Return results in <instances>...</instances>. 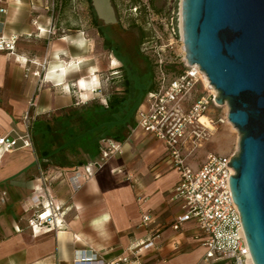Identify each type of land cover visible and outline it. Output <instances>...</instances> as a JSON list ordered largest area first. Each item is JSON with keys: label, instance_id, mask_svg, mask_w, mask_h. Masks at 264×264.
<instances>
[{"label": "crops", "instance_id": "1", "mask_svg": "<svg viewBox=\"0 0 264 264\" xmlns=\"http://www.w3.org/2000/svg\"><path fill=\"white\" fill-rule=\"evenodd\" d=\"M66 3L0 0V36H17L13 50L0 51V136L21 131L27 111L33 122L92 103L77 105L76 95L89 94L98 76L93 67L86 68L81 30L69 31L61 9ZM54 8H59L55 19ZM112 93L100 103L106 105ZM134 125L133 116L125 127L112 129L122 153L80 179L75 190L68 177L99 153L48 155L41 144L0 151V191L6 192L0 204V264H74L80 251L111 261L147 240L156 248L139 257L141 264H202L204 247L196 223L171 227L182 212L181 201L172 197L180 172L167 158L164 143ZM189 158L190 166L197 168ZM33 195L62 206V224L56 229L32 230L28 219L33 212L24 213L20 200ZM142 212L152 215L146 226L141 225Z\"/></svg>", "mask_w": 264, "mask_h": 264}, {"label": "built area", "instance_id": "2", "mask_svg": "<svg viewBox=\"0 0 264 264\" xmlns=\"http://www.w3.org/2000/svg\"><path fill=\"white\" fill-rule=\"evenodd\" d=\"M2 11L3 9L0 8ZM17 36L9 40L0 36V51L13 50ZM195 74L185 71L172 79L164 89L149 91L134 114L135 128L150 133L164 143L167 158L180 172V180L173 189V199L181 201V214L171 223L178 230L183 222L194 221L198 228L197 237L204 247L202 264H254L242 228L240 213L229 186V177L234 169L229 166L232 155L208 153L203 162L192 168L187 160L193 155L202 139L207 137L211 126L200 121L207 112L210 96L195 100L183 111L182 99L188 92ZM228 121L219 118L217 122ZM23 130L12 129L0 136V151L30 147L31 118L29 112L22 117ZM122 153L120 143L105 138L99 148V156L88 160L83 170H75L68 177L72 189L81 186L80 179L91 176L113 155ZM138 200H144L138 197ZM6 192L0 191V204L5 203ZM24 213L33 212L28 224L34 232L56 229L62 224V211L50 198L39 195L25 196L20 200ZM152 221L149 212L141 213V225ZM156 248L151 240L137 242L127 248V253L111 261H104L95 252L80 251L74 264H141V257Z\"/></svg>", "mask_w": 264, "mask_h": 264}, {"label": "water", "instance_id": "3", "mask_svg": "<svg viewBox=\"0 0 264 264\" xmlns=\"http://www.w3.org/2000/svg\"><path fill=\"white\" fill-rule=\"evenodd\" d=\"M105 24L116 20L110 0ZM185 57L228 106L240 138L229 186L254 264H264V0H181Z\"/></svg>", "mask_w": 264, "mask_h": 264}, {"label": "rangeland", "instance_id": "4", "mask_svg": "<svg viewBox=\"0 0 264 264\" xmlns=\"http://www.w3.org/2000/svg\"><path fill=\"white\" fill-rule=\"evenodd\" d=\"M110 3L116 20L107 24L101 20V25L105 35L112 41L114 52L104 47L103 38L92 23L89 0H67L66 5L61 8L64 19L68 21L69 31L80 29L81 35L86 38V68L93 67L98 76V83L90 89L89 94L76 95L77 105L100 103L105 94L122 92L125 72L127 73L130 68L141 82L146 83L152 76L156 90L164 89L179 74L192 71L195 75L182 99L183 111L187 112L190 105L200 97L210 96L212 100L203 115L214 123L207 137L202 139L190 158L199 166L210 152L235 154L240 138L237 129L229 121L217 122L219 118H227L228 106L215 102L216 90L209 84L205 74L198 66L197 69L194 64L187 63L182 39L181 0H110ZM58 11L59 8L53 9L54 19ZM147 93L136 109L144 101ZM102 120H106L105 116L97 117L92 122ZM70 124L78 132L91 126L84 123L82 118L71 120ZM105 138L107 137L99 140V148Z\"/></svg>", "mask_w": 264, "mask_h": 264}, {"label": "trees", "instance_id": "5", "mask_svg": "<svg viewBox=\"0 0 264 264\" xmlns=\"http://www.w3.org/2000/svg\"><path fill=\"white\" fill-rule=\"evenodd\" d=\"M90 9L92 23L103 38L104 47L114 52L112 41L105 35L101 25L102 21L97 18L91 4ZM145 59L147 58L145 57ZM135 75L132 68L127 73L125 72V79L122 84L124 90L112 93L107 99L106 105L92 102L81 109L71 108L67 110V113L51 119L34 120L30 130L32 144H41L40 150L42 152L48 148L46 151L48 155L66 152L75 155L82 151L91 157L96 156L99 153V140L102 137L112 139L117 137L116 131H112V129L114 127L119 129L131 123L134 111L144 94L156 90L152 76L144 83L139 81ZM104 116L106 120L92 122L97 117L103 118ZM79 118L91 126L80 132L75 131L76 128L70 123L71 120ZM55 124H60V126Z\"/></svg>", "mask_w": 264, "mask_h": 264}, {"label": "bare ground", "instance_id": "6", "mask_svg": "<svg viewBox=\"0 0 264 264\" xmlns=\"http://www.w3.org/2000/svg\"><path fill=\"white\" fill-rule=\"evenodd\" d=\"M94 4H95V7H96L97 11L99 12V14H100L102 17H107V16H106V12H105V8H104V5H103L102 0H94ZM193 66H195V67L198 69L197 65L194 64ZM192 74H195V72H192ZM200 121H202L203 123L205 122L206 125H207V123H208V121H207L205 115H202V116L200 117ZM205 123H204V124H205ZM208 126H211V125H208Z\"/></svg>", "mask_w": 264, "mask_h": 264}]
</instances>
